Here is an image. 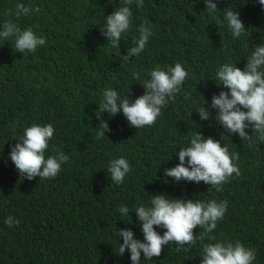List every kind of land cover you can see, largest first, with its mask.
Wrapping results in <instances>:
<instances>
[{
	"label": "trees",
	"instance_id": "obj_1",
	"mask_svg": "<svg viewBox=\"0 0 264 264\" xmlns=\"http://www.w3.org/2000/svg\"><path fill=\"white\" fill-rule=\"evenodd\" d=\"M138 0L127 5L130 27L119 48L101 33L106 17L125 0H0V31L10 21L31 29L46 43L34 52L18 53L15 36L0 37V264H132L130 252L119 255L116 231L130 229L144 241L136 208L151 207L152 196L183 200L227 201L216 228L204 235L193 230L195 243L177 251L166 244L159 257L140 264H201L207 244L240 242L255 253L252 264H264V141L249 127L251 140L228 133L216 120L212 98L228 89L218 86V69L232 64L244 70L255 45H264V6L259 0H213L215 13L204 0ZM17 4L39 12L15 14ZM239 13L245 32L233 38L224 10ZM141 24L151 28L145 49L122 60L139 38ZM181 64L188 73L151 126H130L123 112L110 116L99 110L103 92L117 91L130 102L146 89L133 79H150L157 67L167 71ZM264 71V68L261 69ZM208 109L201 120L196 111ZM107 122L110 131L96 139V127ZM13 124L15 129H13ZM54 128L45 158L55 150L69 157L51 179L28 180L10 159L12 147L33 125ZM212 137L228 148L240 175L216 191L211 185L165 176L180 163L177 155L190 146L193 134ZM125 158L131 171L123 183L110 179L113 159ZM187 159V158H186ZM187 166V165H185ZM120 206L129 215L119 212ZM19 224L9 227V217ZM155 227L163 235L166 229ZM212 237V238H210Z\"/></svg>",
	"mask_w": 264,
	"mask_h": 264
},
{
	"label": "clouds",
	"instance_id": "obj_2",
	"mask_svg": "<svg viewBox=\"0 0 264 264\" xmlns=\"http://www.w3.org/2000/svg\"><path fill=\"white\" fill-rule=\"evenodd\" d=\"M206 9L215 13L217 4L213 0H204ZM132 0H125V6L119 7L114 13L106 17V23L101 28V33L106 36L107 41L112 42L113 47L119 48L122 33L130 27L132 15L130 5ZM143 0H138L137 6H142ZM264 6V0H259ZM39 12V8L32 9L24 4H17L15 14L28 15L30 12ZM227 27L233 38H239L245 28L239 18V13L228 8L224 10ZM139 38L134 41L135 46L128 49L122 60H129L139 55L153 35L151 28L145 24L138 27ZM15 36V48L18 53L25 51L34 52L38 46L46 43L45 38L38 37L29 28L21 30L16 24L6 21L0 37L7 40ZM264 45H255L251 55L247 58L244 70L232 64L222 65L216 74L220 82L218 86L228 89L221 91L218 96L214 95L211 107L217 110L216 120L222 125L226 132L239 134L242 140H251L252 135L245 131L251 128L253 133L258 134L257 139L264 141ZM133 79L141 81L145 93L130 102L128 98L121 99L117 91L107 89L103 92L99 103V110L115 116L123 112L130 126L142 128L153 125L157 117L161 115L170 99L175 98V93L180 91V86L185 81L188 73L181 64L169 67L167 71L157 67L150 72V79L141 80L140 73L134 72ZM196 111L201 120H208L210 112L207 108L200 106ZM13 129L15 125L13 124ZM96 139L105 137L110 131L107 122L101 120L96 127ZM54 128L51 124L45 126L33 125L24 130L19 142L12 147L9 153L11 161L22 177L32 180L39 177L40 180L54 178L61 170V165L69 160V157L59 150L55 155L45 158V151L49 147V141L53 137ZM180 163L170 169H165L166 177H173L176 181L186 180L190 182L211 185L216 191H222L223 185L227 183L233 174L240 175L239 167L233 163L239 159L238 153L229 155L228 148L212 137L205 138L197 132L192 135L190 146L182 148L177 153ZM187 158V159H186ZM187 165V166H185ZM110 179L117 185L123 183L126 174L131 171L129 162L121 157L109 162L107 169ZM228 202L173 199L163 194L152 196L151 207L140 206L135 212L142 225L144 241L134 238L130 229L116 231L123 243H119V255L123 256L125 250L130 252L132 264H140L141 252L144 258L152 260L159 257L162 248L166 244L175 242L177 251L184 249L185 245L195 243L196 237L193 230L199 226L204 229L200 239L211 233L217 226V222L223 219L227 211ZM119 212L125 216L129 215L126 206H120ZM5 224L13 227L19 224L9 216ZM166 229L160 235L155 227ZM212 238V237H210ZM255 259L253 250L244 247L240 242L235 245L228 243L207 244L203 247L201 264H252Z\"/></svg>",
	"mask_w": 264,
	"mask_h": 264
}]
</instances>
